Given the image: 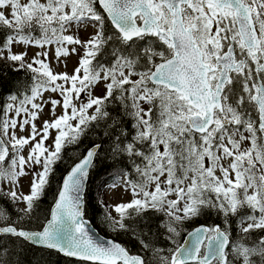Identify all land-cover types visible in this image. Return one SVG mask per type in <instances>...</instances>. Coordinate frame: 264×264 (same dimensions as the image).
<instances>
[{"label": "snow or ice", "instance_id": "6c2138e0", "mask_svg": "<svg viewBox=\"0 0 264 264\" xmlns=\"http://www.w3.org/2000/svg\"><path fill=\"white\" fill-rule=\"evenodd\" d=\"M4 8L10 14L0 10V25L12 31L0 42V61L34 76L30 85H20L21 96L9 95L0 115V196L14 207L24 204L15 208V218L0 208V238L86 264H264V236L249 235L264 231V0H0ZM89 24L95 31L86 40L65 34ZM15 44L41 51L29 62L27 51H13ZM66 44L73 54L77 45L84 50L71 75L54 73L47 62L45 45H55L59 60L69 55ZM101 82L104 94L94 95ZM49 90L59 92L62 103L43 101ZM45 104L52 106V119L37 129ZM57 106L63 108L59 116ZM117 106L115 114L109 111ZM100 122L110 151L131 161L137 176L133 181L124 173L133 198L105 218L112 231L130 233L140 253L96 239L85 226L82 191L100 143L71 167L41 230L22 226L34 218L63 148ZM25 126L28 134L17 135ZM50 130L57 134L45 146ZM26 146L27 157L21 154ZM29 174L25 194L19 180ZM206 211L222 215L227 226L202 225L177 244L179 226ZM149 212L165 217L156 227L174 247L150 238ZM229 217H237V238ZM5 253L0 243V264H11Z\"/></svg>", "mask_w": 264, "mask_h": 264}, {"label": "trees", "instance_id": "16d2710c", "mask_svg": "<svg viewBox=\"0 0 264 264\" xmlns=\"http://www.w3.org/2000/svg\"><path fill=\"white\" fill-rule=\"evenodd\" d=\"M105 28L106 30L111 29L110 22L107 21V18ZM11 31L12 30L6 26L0 25V42H2L5 36L10 34ZM34 35L39 37L40 33L38 29H34ZM54 46L55 45H45V47ZM97 59H101V57H97ZM33 76L34 74L27 68H19L18 64L0 61V115H2L3 105L8 101L9 95L15 94L21 96L23 89L20 85H30ZM109 111L115 114V112L118 111V106L115 108L110 107ZM105 130L104 122H100L98 127L93 125V127L81 137L79 143L68 145L63 148L61 154L62 158L53 165V171L49 177V182L41 198L37 201V208L33 214L34 218L31 220L26 219L22 226L28 230H41L42 225L49 219L51 206L57 198L65 175L70 171L71 167L86 154L87 150L92 147L93 144L100 143L102 148L92 167L85 195V219L104 237L121 243L128 248L131 253H140L141 246L139 242L130 233L112 231L109 227V222L105 218L106 212H111L113 216H117L113 208L108 206L105 202L104 195L107 190L111 186L124 182L125 172L129 173L128 177H126L127 179L133 181L137 179L136 173L131 168V161L126 160L124 157H117L110 151L111 141L108 137L104 136ZM16 207L17 206L14 207L6 197L0 196V208L5 209L12 218H15L17 215L15 210ZM147 217L152 227L150 232L149 229H145V231L149 232L150 238L156 242L158 246L165 248L174 247V245L167 240V234L163 227H156L165 217L162 214L152 212H149ZM126 223L133 222L126 221ZM217 224L227 226L224 224V217L222 215L206 211L199 217L185 221L179 226L181 234L175 238L176 242L177 244H182L186 235L197 227L202 225L213 226ZM228 225H230L233 238H237L241 235L237 227V217H229ZM151 233H156V235H151ZM249 235L252 240H256L260 236H264V231H253ZM0 243L6 245V253L3 259L10 260L11 264H86V262L83 261L64 257L60 253L52 250L36 248L15 237L5 236L0 238Z\"/></svg>", "mask_w": 264, "mask_h": 264}, {"label": "rangeland", "instance_id": "374dc122", "mask_svg": "<svg viewBox=\"0 0 264 264\" xmlns=\"http://www.w3.org/2000/svg\"><path fill=\"white\" fill-rule=\"evenodd\" d=\"M20 2L23 3H27L28 0H20ZM43 2V0H42ZM2 11L5 12V15H9L10 14V9L9 8H4V9H0ZM95 29L89 24V26L87 28H76L75 26H73L68 32H66L67 34H71L74 35V37H77L81 40H86L89 38L90 34L94 33ZM68 49H69V55L67 57H61L59 60H57L54 56V47H45L46 50H49V56L47 58V62L50 65V68L53 70L54 73H68L69 75H71L74 71V69L78 66L79 60H80V56L83 54V48H81L79 45L75 46L77 48V53L73 54L71 53V48L73 47L72 45H65ZM13 51L14 52H22V51H27V57L26 59L31 62L32 58L36 55V53L40 52L41 49L38 46H34L33 45H24V44H15L13 46ZM43 58V57H41ZM7 62V61H5ZM10 62V61H8ZM13 64V62H10ZM133 79H136V77H133ZM57 83H62V81H58ZM105 92V85L104 82L99 83L93 90V94L100 96L103 95ZM84 98V94H81V99ZM49 99H57V100H61L62 103V97L60 96L59 92H52V91H45L43 93V101H47ZM37 102H42L40 99L37 100ZM74 103H77L74 100ZM78 106V103H77ZM30 107V106H29ZM51 104H45L43 107V111L40 113L39 118L37 120H35V124L37 126V129H41L43 126V122L45 120H51L52 116L50 114V109H51ZM145 107H147V105H145ZM69 112H71V109H69ZM63 113V108L61 106H57L56 108V115L59 116ZM14 115V113H13ZM24 114L21 113V116L19 117L20 120H23ZM25 132L21 133L19 127H17L16 132L17 135H27L28 131L30 130L29 126H25ZM56 131L55 130H50V138L48 139V143H46L45 141V146L52 144V141L54 140L55 136H56ZM37 139H39V137H37ZM248 144L247 142H245V144L243 145V147H247ZM28 152H29V146H26L23 150V152L21 153L22 155H24L25 157L28 156ZM207 163V162H206ZM225 164H227V161L225 162ZM216 175H220L219 171H217ZM32 180V176L31 174L24 176L22 178H20L19 180V184H20V189L23 193H28L29 191V185L31 183ZM105 196V202L107 203L108 206L112 207L115 206L118 203H126L129 202L133 196H132V192L130 188H126L124 184H120L119 186H113L110 187L109 190L106 192ZM175 198V197H173ZM18 208H23L24 204L20 203L19 205H17Z\"/></svg>", "mask_w": 264, "mask_h": 264}, {"label": "water", "instance_id": "95a60500", "mask_svg": "<svg viewBox=\"0 0 264 264\" xmlns=\"http://www.w3.org/2000/svg\"><path fill=\"white\" fill-rule=\"evenodd\" d=\"M91 169H92V167H91ZM91 169H90V173H89V177H88V179L86 180V182H85V186H84V188H83V191H82V209H83V212H84V214H85V207H86V202H85V195H86V192H87V187H88V183H89V179H90V174H91ZM70 172V171H69ZM68 172V173H69ZM68 173L65 175V177L68 175ZM64 177V178H65ZM64 180V179H63ZM63 184V183H62ZM54 205H55V202H54V204H53V206H52V208H51V210L54 208ZM85 217V216H84ZM83 217V219L87 222L86 223V227L90 230V233L93 235V237L94 238H96V239H99V240H101V241H106V240H112V239H110V238H106V237H104L103 235H101L100 233H99V231L88 221V220H86L85 218ZM51 218V212H50V216H49V219ZM191 238L187 235L186 237H185V239H184V241L185 240H190ZM28 243V242H27ZM29 244H31V243H29ZM31 245H33V244H31ZM34 246V245H33ZM36 248H41V249H47V248H44V247H40V246H35ZM47 250H50V249H47ZM52 251H55V250H52ZM55 252H57V251H55ZM57 253H59V252H57ZM62 256H64V257H67V256H65V255H63L62 253H60ZM67 258H70V259H73V260H77V261H81V260H79L78 258H74V257H67Z\"/></svg>", "mask_w": 264, "mask_h": 264}]
</instances>
